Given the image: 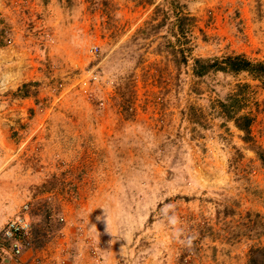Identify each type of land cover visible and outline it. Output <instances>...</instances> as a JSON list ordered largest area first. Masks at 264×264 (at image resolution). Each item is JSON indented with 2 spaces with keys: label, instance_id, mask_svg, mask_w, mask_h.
Listing matches in <instances>:
<instances>
[{
  "label": "rangeland",
  "instance_id": "374dc122",
  "mask_svg": "<svg viewBox=\"0 0 264 264\" xmlns=\"http://www.w3.org/2000/svg\"><path fill=\"white\" fill-rule=\"evenodd\" d=\"M152 2L0 0V121L32 221L19 258L0 232L4 255L264 264V0Z\"/></svg>",
  "mask_w": 264,
  "mask_h": 264
},
{
  "label": "crops",
  "instance_id": "0c3cea01",
  "mask_svg": "<svg viewBox=\"0 0 264 264\" xmlns=\"http://www.w3.org/2000/svg\"><path fill=\"white\" fill-rule=\"evenodd\" d=\"M22 109L24 112L27 110L25 106ZM2 126L3 122L0 121V232L8 219L16 214L25 202L30 189L28 176L31 173L22 167L26 156L20 150L23 144L19 145L9 138ZM3 253L4 249L0 247V264H27L28 257L16 260L10 254ZM36 253L45 258V264H68L63 260L68 258V253L66 254L63 247H46L36 250Z\"/></svg>",
  "mask_w": 264,
  "mask_h": 264
},
{
  "label": "trees",
  "instance_id": "16d2710c",
  "mask_svg": "<svg viewBox=\"0 0 264 264\" xmlns=\"http://www.w3.org/2000/svg\"><path fill=\"white\" fill-rule=\"evenodd\" d=\"M149 4H152V0H148ZM157 9L159 10V7H157ZM187 20L192 21V17L190 16H182L178 19V22L182 25L183 22H186ZM177 23V21L173 22V25H175ZM228 64L230 65V67H228V65H224L223 63H221L220 61H212V60H206V59H196V66H202L204 69L197 71L196 68V72L199 75L202 74H206L207 72L213 70V69H217V70H225V69H230L232 71H240V70H245L250 66V63L248 61H241L238 58H232L229 59ZM227 62H225L227 64ZM225 106V104H223ZM232 119H234L236 126L242 130L243 132H245L246 135L249 136L250 131H251V125L253 123V118L249 115H245V116H233ZM258 154L261 156H263L261 152H258ZM263 158V157H262ZM261 254V250L259 248L257 249H253L252 250V255L250 257V264H259L258 263V257Z\"/></svg>",
  "mask_w": 264,
  "mask_h": 264
},
{
  "label": "built area",
  "instance_id": "2783aa9c",
  "mask_svg": "<svg viewBox=\"0 0 264 264\" xmlns=\"http://www.w3.org/2000/svg\"><path fill=\"white\" fill-rule=\"evenodd\" d=\"M91 52L95 53V48ZM29 211V204H24L19 213L10 219L2 230L3 240L12 246L13 254L17 258L23 254L25 241L32 232V221ZM32 264H43V262L35 259Z\"/></svg>",
  "mask_w": 264,
  "mask_h": 264
}]
</instances>
